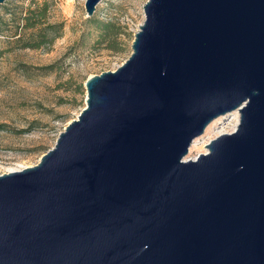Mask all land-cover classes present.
I'll return each mask as SVG.
<instances>
[{
	"label": "water",
	"instance_id": "1",
	"mask_svg": "<svg viewBox=\"0 0 264 264\" xmlns=\"http://www.w3.org/2000/svg\"><path fill=\"white\" fill-rule=\"evenodd\" d=\"M143 13L55 144L0 174V264H264V0ZM235 111L234 131L185 158Z\"/></svg>",
	"mask_w": 264,
	"mask_h": 264
},
{
	"label": "rangeland",
	"instance_id": "2",
	"mask_svg": "<svg viewBox=\"0 0 264 264\" xmlns=\"http://www.w3.org/2000/svg\"><path fill=\"white\" fill-rule=\"evenodd\" d=\"M43 2L48 20L62 23V33L50 45L25 47L36 44L37 36L35 30L22 28L23 16ZM84 2L5 0L0 4V173L35 165L85 106L86 79L115 70L131 53L146 0H101L90 17ZM101 22L111 23L112 30L104 36L98 29ZM232 119L222 123L233 124ZM216 123L196 137L185 158L207 151L205 145L223 125Z\"/></svg>",
	"mask_w": 264,
	"mask_h": 264
},
{
	"label": "trees",
	"instance_id": "3",
	"mask_svg": "<svg viewBox=\"0 0 264 264\" xmlns=\"http://www.w3.org/2000/svg\"><path fill=\"white\" fill-rule=\"evenodd\" d=\"M47 3L43 2L36 5L34 8H28L23 16L22 28L36 31V44H24L25 47L37 48L40 45H50L52 41L59 37L62 33L63 25L61 22H50L47 18ZM98 29L101 31V36L112 30L111 23H98ZM2 125H0V128Z\"/></svg>",
	"mask_w": 264,
	"mask_h": 264
},
{
	"label": "bare ground",
	"instance_id": "4",
	"mask_svg": "<svg viewBox=\"0 0 264 264\" xmlns=\"http://www.w3.org/2000/svg\"><path fill=\"white\" fill-rule=\"evenodd\" d=\"M232 116H233V119L235 120L234 123H233V124H229V123H228V125H227L226 123H222L223 125L221 124L222 126H220V127H219L220 129L217 131V132H218L217 136L220 135V134L230 133V132L234 131V129L236 128L237 123H238V112L235 111V112L233 113ZM228 119H229V118H228ZM233 119H232V120H233ZM229 125H231V127H232L231 130H228ZM197 140H198L197 138L194 139V141H193V143H192V146H195ZM192 146H191V147H192ZM190 151H191V148H190ZM22 168H23V167H11V168H9V169L7 170V172L20 170V169H22Z\"/></svg>",
	"mask_w": 264,
	"mask_h": 264
},
{
	"label": "built area",
	"instance_id": "5",
	"mask_svg": "<svg viewBox=\"0 0 264 264\" xmlns=\"http://www.w3.org/2000/svg\"><path fill=\"white\" fill-rule=\"evenodd\" d=\"M137 30H138V28H136V29L134 30V33H133V34H135V33L137 32ZM3 173H5V172H3ZM3 173H0V174H3Z\"/></svg>",
	"mask_w": 264,
	"mask_h": 264
}]
</instances>
